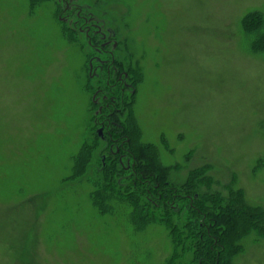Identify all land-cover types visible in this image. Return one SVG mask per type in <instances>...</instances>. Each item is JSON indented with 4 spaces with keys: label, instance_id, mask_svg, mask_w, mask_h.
<instances>
[{
    "label": "rangeland",
    "instance_id": "obj_1",
    "mask_svg": "<svg viewBox=\"0 0 264 264\" xmlns=\"http://www.w3.org/2000/svg\"><path fill=\"white\" fill-rule=\"evenodd\" d=\"M258 39L264 0H0V264L166 261L164 224L135 231L122 196L114 211L99 206L113 196L103 156L127 137L105 126L104 96L132 113L162 164L179 166L173 184L207 164L213 190L234 182L264 207ZM238 264H264V243L249 239Z\"/></svg>",
    "mask_w": 264,
    "mask_h": 264
},
{
    "label": "trees",
    "instance_id": "obj_2",
    "mask_svg": "<svg viewBox=\"0 0 264 264\" xmlns=\"http://www.w3.org/2000/svg\"><path fill=\"white\" fill-rule=\"evenodd\" d=\"M260 23L259 20L255 26L246 25L245 31L252 34L259 32ZM258 41L253 43V47L260 45L263 49L264 43ZM108 103L109 100L106 99L103 104L106 107ZM110 110L112 115L109 121L115 120L114 130L117 131L112 130L111 133L117 137L122 134L127 136L120 139H126L125 151H120L126 153L130 162L126 167L118 154L112 155L110 161L103 156L102 183L113 196L100 194L102 200L99 206L103 211H114L117 208L115 201L119 205V196H122L127 202L121 203L126 206L119 207L131 210L129 222L136 225L135 231L164 224L172 242L171 252L164 264H238V260L246 252L249 239H253L256 245L264 243V207L249 203L243 188L235 187L232 182L227 194L213 190L217 182L213 173L210 174L212 166L207 164L192 169L188 182L173 184L170 175L179 166L162 164L159 148L152 143L141 142V133L132 113L124 119L123 114L116 115L117 112L111 107L108 108V114L111 113ZM124 123L126 130L122 128ZM105 126L112 128V124ZM121 128L123 132H119ZM82 161L85 164L72 177L77 182L84 178V169L89 163L88 159ZM257 163L264 168V157L259 158ZM233 179L236 181L237 177L234 175ZM201 186L206 189H201ZM106 201H110L109 204Z\"/></svg>",
    "mask_w": 264,
    "mask_h": 264
},
{
    "label": "flooded vegetation",
    "instance_id": "obj_3",
    "mask_svg": "<svg viewBox=\"0 0 264 264\" xmlns=\"http://www.w3.org/2000/svg\"><path fill=\"white\" fill-rule=\"evenodd\" d=\"M86 23H85V26H86V30H88L87 32L88 33H90L91 32V30L93 29L92 28V26L91 25H89V21H85ZM87 33V34H88ZM97 32H95V33H93V36L96 34ZM120 87H121V85H120ZM106 97L104 96V100L106 101ZM115 101H110L109 100V103L106 105V107L107 108H109V107H111V108H113V106H115ZM105 104H103V105H101V106H103V107H105L104 106ZM111 111V110H110ZM111 115H112V111H111V113L108 115V119H106L107 121H106V124H109V125H111L112 124V127H114L115 126V124L116 123H114L113 121H109L111 118ZM114 147H115V149H116V152H115V154H118L119 156H120V161L121 162H123V157L124 156H126V153H121V149H123L124 151H125V148H124V145L122 146V145H120V146H118V143L117 142H115V141H113V144L111 145V147H110V151L112 152L113 151V149H114Z\"/></svg>",
    "mask_w": 264,
    "mask_h": 264
}]
</instances>
